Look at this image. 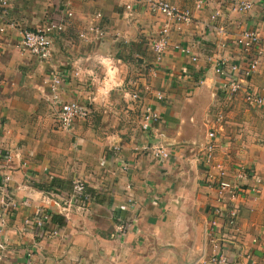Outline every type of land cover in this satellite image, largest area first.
I'll use <instances>...</instances> for the list:
<instances>
[{"label": "crops", "instance_id": "crops-1", "mask_svg": "<svg viewBox=\"0 0 264 264\" xmlns=\"http://www.w3.org/2000/svg\"><path fill=\"white\" fill-rule=\"evenodd\" d=\"M167 1L192 10L194 20L171 26L169 47L157 63L153 42L166 19L139 2L127 11L130 0H11L7 20L19 28L40 29L67 9L74 17L54 36L48 60L19 50L18 29L0 33V151L13 157L10 163L0 158V172L10 177L18 204L9 209L6 226L0 223L9 244L4 264H212L204 237L216 190L208 185L207 171L197 167L199 186L206 184L200 191L208 196H202L204 202L188 201L186 164H195L194 148L213 128L206 121L212 98H228L232 90L207 58L223 57L245 68L248 55L235 39L256 31L264 52V15L260 4L239 14L217 0L221 16L212 21V5L196 10V0ZM98 13L102 19L95 17ZM92 26L104 29L103 42L94 33H88L89 42L79 38ZM52 74L62 78L64 102L90 110L69 131L59 128L50 102L46 79ZM247 86L264 96V54ZM134 92L140 101L131 98ZM158 94L164 98L158 100ZM147 105L162 116L170 147L164 163L138 150L154 143L140 128ZM243 171L262 180L261 191L250 192L246 185L253 179L242 183L239 235L227 254L237 264H250L243 258L248 252L256 264H264V180L254 168L231 175ZM75 180L85 182L95 201L83 210L73 207L65 218L57 205L69 204ZM132 198L136 208L128 204ZM40 208L57 218L53 227L59 235L51 240L22 233L24 220ZM121 221L131 224L124 234L117 229Z\"/></svg>", "mask_w": 264, "mask_h": 264}, {"label": "built area", "instance_id": "built-area-1", "mask_svg": "<svg viewBox=\"0 0 264 264\" xmlns=\"http://www.w3.org/2000/svg\"><path fill=\"white\" fill-rule=\"evenodd\" d=\"M11 0H0V33L6 34L13 30H19L20 41L18 48L23 54H29L36 57L39 61L48 60L52 56L53 39L56 34L64 31L66 23L73 19L74 13L67 9L61 19L52 20L40 29L19 28V25L9 18V7ZM139 2L149 11L156 13L166 19V22L159 30L156 39L153 42V52L157 63H161L166 51L169 47L171 26L190 25L193 23L194 16L190 9H180L178 6L167 0H130L125 5L127 11L133 10L134 3ZM217 0H196V10H202L204 7L216 5ZM221 4H226L234 13L247 14L252 11L258 4L261 5V13L264 15V0H221ZM215 8V7H214ZM211 16L212 21H216L221 16L218 9H214ZM102 14L98 13L95 17L102 19ZM220 34L225 33L223 27L214 26ZM88 33L97 35L99 42L105 40V31L101 26H92L87 31L79 33V38L84 42H89ZM235 44L248 55L247 66L243 68L240 64L231 63L223 57H209L215 73L221 77L232 93L243 91L246 103L253 107H261L264 105V96L251 91L247 82L258 71L260 58L263 56L262 39L256 31H243L235 39ZM183 53L191 56V60L198 61L197 57L192 55L190 49H183ZM46 82L50 85L52 97L50 102L56 112V121L62 130L69 131L77 120H85L90 115V110L79 102H64L59 94V88L62 84V78L56 74L50 75ZM230 94V95H231ZM229 95V96H230ZM131 98L140 101V94L134 92ZM158 100H162V94L157 95ZM162 116L153 106H145L141 117L140 128L144 134L154 140L153 144L147 143L142 146L139 151L151 154L152 158L160 163H164L170 158V147L167 142L166 135L161 127ZM217 135L213 129L207 133V140L203 147L206 151L202 160V165L210 167L212 162L214 143ZM7 163L12 161L11 154H2ZM123 170H128V165L123 163ZM214 171L207 170L208 185L216 190L217 201L211 209L212 219L207 224L205 234V251L211 248L210 262L212 264H237L229 256L227 249L232 242L237 241L239 235L237 226L239 222L240 212L237 208L239 200L244 196L245 185L242 184L253 179L251 185H246L250 192L258 194L262 180L246 171L238 173L236 176L229 174L222 164L214 166ZM31 179V177H30ZM10 177L0 172V223L2 228L7 224L9 209L17 208L18 204L14 201L13 194L9 188ZM95 201V196L91 193L85 182L75 180L72 183V192L69 204L66 206L57 205L58 212L65 218H68L71 209L76 207L80 210ZM130 207L136 208L137 204L132 199L129 200ZM53 215L45 208H40L36 215L26 218L22 228V233H28L39 240H51L59 235V231L53 226ZM129 223L121 221L118 231L124 234L130 228ZM236 228V229H235ZM9 250L7 240L0 234V264L5 263V259ZM250 261V264H256L253 257L246 252L243 256ZM195 264H203L201 260Z\"/></svg>", "mask_w": 264, "mask_h": 264}, {"label": "rangeland", "instance_id": "rangeland-1", "mask_svg": "<svg viewBox=\"0 0 264 264\" xmlns=\"http://www.w3.org/2000/svg\"><path fill=\"white\" fill-rule=\"evenodd\" d=\"M206 121L213 127L217 140L210 167L201 164L206 154L203 147L206 133L194 148L196 167L192 163L186 164L191 175V182L190 179L187 181L192 194L188 201L204 202L202 196H208L200 191L206 184L199 186L198 174L194 173L197 167L215 172L214 166L222 164L229 174L254 168L264 180V106L255 108L246 103L243 91H236L228 98L218 95L212 98Z\"/></svg>", "mask_w": 264, "mask_h": 264}, {"label": "trees", "instance_id": "trees-1", "mask_svg": "<svg viewBox=\"0 0 264 264\" xmlns=\"http://www.w3.org/2000/svg\"><path fill=\"white\" fill-rule=\"evenodd\" d=\"M54 219L55 220L57 219L56 216H53V219H52L53 222H54ZM59 224L62 226L63 225L62 221H60Z\"/></svg>", "mask_w": 264, "mask_h": 264}]
</instances>
